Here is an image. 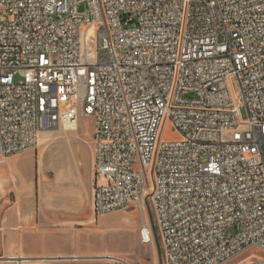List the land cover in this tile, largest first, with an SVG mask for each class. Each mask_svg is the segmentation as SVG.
I'll use <instances>...</instances> for the list:
<instances>
[{"label":"built area","instance_id":"1","mask_svg":"<svg viewBox=\"0 0 264 264\" xmlns=\"http://www.w3.org/2000/svg\"><path fill=\"white\" fill-rule=\"evenodd\" d=\"M82 118L95 217L134 203L161 264L264 253V0H0V161Z\"/></svg>","mask_w":264,"mask_h":264},{"label":"crops","instance_id":"2","mask_svg":"<svg viewBox=\"0 0 264 264\" xmlns=\"http://www.w3.org/2000/svg\"><path fill=\"white\" fill-rule=\"evenodd\" d=\"M64 128L41 132L34 150L0 161V264H90L85 259L114 255L95 243L103 227H90L97 219L92 135L75 137Z\"/></svg>","mask_w":264,"mask_h":264},{"label":"rangeland","instance_id":"3","mask_svg":"<svg viewBox=\"0 0 264 264\" xmlns=\"http://www.w3.org/2000/svg\"><path fill=\"white\" fill-rule=\"evenodd\" d=\"M82 9L83 7L81 6L80 10ZM19 81L20 78L16 77L15 82L18 83ZM230 85L233 96L238 99L240 118L241 120H246V109L244 103L240 100L241 94L236 80H231ZM79 125V131L77 128L73 132L75 137L78 134L79 137H84L83 131L89 132L92 135V121L90 119H80ZM60 130L44 131V133L52 136L56 135ZM175 138H178L175 129L170 125L166 126L164 124L159 133V139L173 140ZM142 223V216L134 203L130 204L128 209L121 211L119 215L112 216L106 220H102L101 217L91 220L90 227L99 228L102 226L104 229V232H96L95 234V243L98 244L97 248L103 253L112 252L114 255L112 257L108 255H95L90 257V259H85V262L90 264H126L110 259L115 257L130 260L132 264H161L158 242L155 241L151 245L141 242L140 231ZM228 232L233 233V229H229ZM258 258L264 259V253L256 249H250L227 264H254ZM76 263H79L77 259H75Z\"/></svg>","mask_w":264,"mask_h":264},{"label":"water","instance_id":"4","mask_svg":"<svg viewBox=\"0 0 264 264\" xmlns=\"http://www.w3.org/2000/svg\"><path fill=\"white\" fill-rule=\"evenodd\" d=\"M109 258V257H108ZM110 259H114V260H117V261H120V260H118V259H115V258H110ZM122 262V261H121Z\"/></svg>","mask_w":264,"mask_h":264},{"label":"bare ground","instance_id":"5","mask_svg":"<svg viewBox=\"0 0 264 264\" xmlns=\"http://www.w3.org/2000/svg\"><path fill=\"white\" fill-rule=\"evenodd\" d=\"M65 130H67L66 128H64ZM76 130V129H75ZM75 130H72V132H75ZM68 131V130H67Z\"/></svg>","mask_w":264,"mask_h":264}]
</instances>
